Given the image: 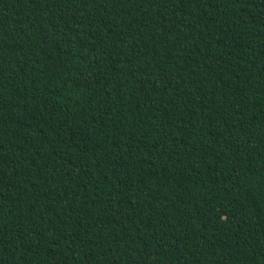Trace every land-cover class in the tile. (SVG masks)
<instances>
[{
	"label": "trees",
	"instance_id": "1",
	"mask_svg": "<svg viewBox=\"0 0 264 264\" xmlns=\"http://www.w3.org/2000/svg\"><path fill=\"white\" fill-rule=\"evenodd\" d=\"M0 264H264V0H0Z\"/></svg>",
	"mask_w": 264,
	"mask_h": 264
}]
</instances>
